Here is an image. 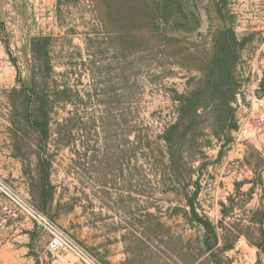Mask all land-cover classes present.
I'll list each match as a JSON object with an SVG mask.
<instances>
[{"label":"rangeland","instance_id":"374dc122","mask_svg":"<svg viewBox=\"0 0 264 264\" xmlns=\"http://www.w3.org/2000/svg\"><path fill=\"white\" fill-rule=\"evenodd\" d=\"M0 263L264 264V0H0Z\"/></svg>","mask_w":264,"mask_h":264},{"label":"built area","instance_id":"2783aa9c","mask_svg":"<svg viewBox=\"0 0 264 264\" xmlns=\"http://www.w3.org/2000/svg\"><path fill=\"white\" fill-rule=\"evenodd\" d=\"M3 186L0 183V188ZM18 206L26 213L27 216L35 220L43 226L49 234L48 247L51 251H68L77 256L84 264H89L91 259L88 254L83 252L77 244L69 237L68 234L58 228L47 216L42 212L33 208L30 204L12 198ZM3 264V263H0Z\"/></svg>","mask_w":264,"mask_h":264}]
</instances>
